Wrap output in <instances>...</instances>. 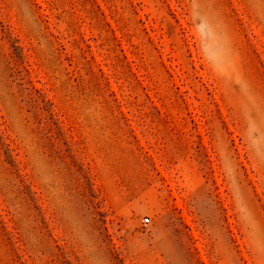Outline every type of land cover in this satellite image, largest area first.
I'll use <instances>...</instances> for the list:
<instances>
[{
	"label": "rangeland",
	"instance_id": "1",
	"mask_svg": "<svg viewBox=\"0 0 264 264\" xmlns=\"http://www.w3.org/2000/svg\"><path fill=\"white\" fill-rule=\"evenodd\" d=\"M0 264H264V0H0Z\"/></svg>",
	"mask_w": 264,
	"mask_h": 264
},
{
	"label": "built area",
	"instance_id": "2",
	"mask_svg": "<svg viewBox=\"0 0 264 264\" xmlns=\"http://www.w3.org/2000/svg\"><path fill=\"white\" fill-rule=\"evenodd\" d=\"M143 222L144 223H149L150 222V217L149 216H144L143 217Z\"/></svg>",
	"mask_w": 264,
	"mask_h": 264
}]
</instances>
